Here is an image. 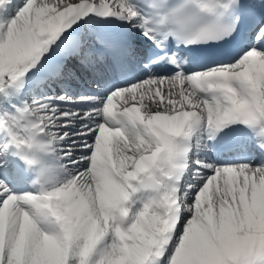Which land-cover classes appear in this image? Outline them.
<instances>
[{
	"label": "snow or ice",
	"instance_id": "1",
	"mask_svg": "<svg viewBox=\"0 0 264 264\" xmlns=\"http://www.w3.org/2000/svg\"><path fill=\"white\" fill-rule=\"evenodd\" d=\"M0 264H264V0H0Z\"/></svg>",
	"mask_w": 264,
	"mask_h": 264
},
{
	"label": "bare ground",
	"instance_id": "2",
	"mask_svg": "<svg viewBox=\"0 0 264 264\" xmlns=\"http://www.w3.org/2000/svg\"><path fill=\"white\" fill-rule=\"evenodd\" d=\"M222 155H223V158L225 159H230V158H233L235 155H237V153L233 152H229L228 150L226 152H222Z\"/></svg>",
	"mask_w": 264,
	"mask_h": 264
}]
</instances>
